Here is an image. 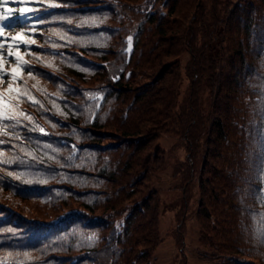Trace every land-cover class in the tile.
Wrapping results in <instances>:
<instances>
[{
    "label": "trees",
    "instance_id": "16d2710c",
    "mask_svg": "<svg viewBox=\"0 0 264 264\" xmlns=\"http://www.w3.org/2000/svg\"><path fill=\"white\" fill-rule=\"evenodd\" d=\"M27 6L41 18L17 14L4 33L36 41L20 46L35 70L29 77L22 66L14 87L26 86L39 103L14 101L33 118L22 119L25 127L0 122V161H16L0 165V264H148L161 240L151 185L164 166L158 137L186 136L190 156L197 123L204 136L195 218L205 264H264V0ZM4 50L10 71L16 61ZM185 50L192 89L176 106ZM9 171L24 174L16 180Z\"/></svg>",
    "mask_w": 264,
    "mask_h": 264
},
{
    "label": "rangeland",
    "instance_id": "374dc122",
    "mask_svg": "<svg viewBox=\"0 0 264 264\" xmlns=\"http://www.w3.org/2000/svg\"><path fill=\"white\" fill-rule=\"evenodd\" d=\"M11 6L8 4L4 7ZM22 31H24L23 28ZM3 53L5 54V50ZM189 57V50H185L180 56L176 106L190 97L191 77L186 70ZM5 68H10L6 62ZM4 81L5 79L1 83ZM199 83V89L196 90L202 109L200 111L205 112L208 87L204 80ZM192 131L196 134V143L194 142L196 147L190 156L188 154L191 149L186 136L163 132L158 137V144L164 151V166L151 180V185L158 190L160 197L158 230L161 240L148 264H205V259L200 253L201 246L197 239L198 224L195 218L198 202L197 176L204 136L202 124L197 123L195 127H192ZM120 219L116 221L117 226Z\"/></svg>",
    "mask_w": 264,
    "mask_h": 264
},
{
    "label": "snow or ice",
    "instance_id": "6c2138e0",
    "mask_svg": "<svg viewBox=\"0 0 264 264\" xmlns=\"http://www.w3.org/2000/svg\"><path fill=\"white\" fill-rule=\"evenodd\" d=\"M39 3V0H0V82L3 81L5 77H10V82L8 83V87L5 91L0 92V122L8 121V122H14V126H21L22 125V119L31 121L33 118L26 114L24 111L20 110L17 103H14V101L18 100L19 98H26L32 103L38 104L39 101L35 100L34 97L31 96L28 88L25 87H14V84L21 80L22 77L20 76L21 68L22 66H26L28 69V75L29 77H32V72L35 70L32 66L29 65V62L25 60L20 52V46L23 45L26 49H29L36 45V41L34 39H31L29 37H26L23 33H18L17 35L11 36V37H5L4 28L7 26L6 22L14 18L15 15H20L22 18L36 21L40 19V9L35 7H28L27 5L37 4ZM8 4H16V5H23L21 7H18L16 9H13L11 7L5 8V5ZM58 7V5L51 4L49 5V8H55ZM47 11V9H45ZM36 23L32 24V28L35 29L38 27ZM35 34V33H33ZM10 39L14 43L5 44L2 42L3 40ZM133 37H128L129 47H131ZM5 47L8 48L7 56L9 58H13L16 61L15 66L11 68V70H6L5 68V58L3 50ZM53 47H57V45H53ZM50 66V65H49ZM35 86V85H34ZM5 92L8 95H5ZM7 124H4V127H7ZM36 127H33L29 129L30 131H36ZM40 133L47 135V133L44 131L43 128H39ZM7 133H5L6 135ZM4 144L3 140H0V146ZM4 153L0 152V157H3ZM35 159V157H33ZM15 160H8L4 159L0 161V165L2 166H9L14 164ZM26 162L21 160L20 165H24ZM22 173L21 175H23ZM8 176H15L16 180L21 179V175H16L14 172L9 171L7 173ZM4 182V177H0V183ZM28 183H31L32 181H27ZM262 219H264V214H262ZM259 235L262 239V242H264V223H262V226L259 230Z\"/></svg>",
    "mask_w": 264,
    "mask_h": 264
}]
</instances>
